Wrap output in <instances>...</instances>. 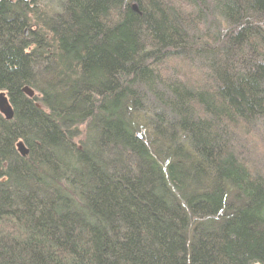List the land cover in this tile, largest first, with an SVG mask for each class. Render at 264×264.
<instances>
[{"label":"trees","instance_id":"16d2710c","mask_svg":"<svg viewBox=\"0 0 264 264\" xmlns=\"http://www.w3.org/2000/svg\"><path fill=\"white\" fill-rule=\"evenodd\" d=\"M0 92V264H264V0H0Z\"/></svg>","mask_w":264,"mask_h":264},{"label":"rangeland","instance_id":"374dc122","mask_svg":"<svg viewBox=\"0 0 264 264\" xmlns=\"http://www.w3.org/2000/svg\"><path fill=\"white\" fill-rule=\"evenodd\" d=\"M26 33H27V30H26ZM173 66H174V67H177V69H180V70H183V69H184V63L182 64V62H181V61H178V60H177V63L173 64ZM190 71H191L192 74L195 75V78L198 77V74H197L196 69L191 68ZM29 91H30V90H29ZM29 91H28V94H29L30 96L34 94L33 91H30V92H29ZM0 98L6 99V100L9 102V99L7 98V95L4 94V93H2V92H0ZM9 103H10V102H9ZM11 106H12V105H11ZM12 110H13V117H14L15 112H14L13 107H12ZM0 111L2 112L1 108H0ZM2 114L5 116V114H4L3 112H2ZM13 117H12V118H7V117L5 116V118H6L7 120H11V119H13ZM137 131L139 132V133L137 132V134H138L137 136H138L139 138H143V137H144V134L146 133L145 130H143L142 132H141L140 130H137ZM81 132L85 134L83 128H81V129L79 130V133H80V134H82ZM140 133H141V134H140ZM19 148H20V147H19ZM263 151H264V143H263L262 140L260 139V142H259L258 145H257V152H256V153H257V154H260V153L262 154ZM20 153H21L22 155H24L23 152L20 151ZM26 155H27V154H26Z\"/></svg>","mask_w":264,"mask_h":264},{"label":"water","instance_id":"95a60500","mask_svg":"<svg viewBox=\"0 0 264 264\" xmlns=\"http://www.w3.org/2000/svg\"><path fill=\"white\" fill-rule=\"evenodd\" d=\"M0 108L7 118L13 117L12 106L6 99L0 98ZM23 154L26 155L27 152L23 150Z\"/></svg>","mask_w":264,"mask_h":264},{"label":"bare ground","instance_id":"6f19581e","mask_svg":"<svg viewBox=\"0 0 264 264\" xmlns=\"http://www.w3.org/2000/svg\"><path fill=\"white\" fill-rule=\"evenodd\" d=\"M19 147H20V151H21V152H23V150L26 151V152H28V148L26 147V145H24V144H20Z\"/></svg>","mask_w":264,"mask_h":264}]
</instances>
